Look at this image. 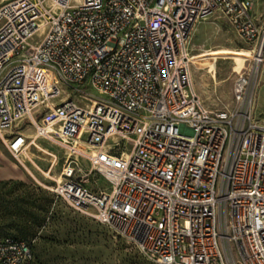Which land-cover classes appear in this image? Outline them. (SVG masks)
<instances>
[{
    "label": "built area",
    "instance_id": "obj_1",
    "mask_svg": "<svg viewBox=\"0 0 264 264\" xmlns=\"http://www.w3.org/2000/svg\"><path fill=\"white\" fill-rule=\"evenodd\" d=\"M257 1L0 0V141L20 164L37 138L68 150L44 187L153 263L264 264L257 69L211 109L190 50L221 11L264 63ZM0 264H37L31 243L0 236Z\"/></svg>",
    "mask_w": 264,
    "mask_h": 264
},
{
    "label": "rangeland",
    "instance_id": "obj_2",
    "mask_svg": "<svg viewBox=\"0 0 264 264\" xmlns=\"http://www.w3.org/2000/svg\"><path fill=\"white\" fill-rule=\"evenodd\" d=\"M256 10L263 20L264 0L257 1ZM190 50L192 83L200 101L211 109L234 108L233 82L256 64L252 45L240 37L224 13L215 11L194 26ZM256 76L252 113L260 118L264 112L261 61ZM17 125L24 127L25 122ZM26 133L32 135V128ZM67 153L58 143L37 138L20 164L0 141V157L11 170L0 177V235L29 241L37 264H156L133 243L72 210L44 187L53 184ZM47 170L51 178L45 176Z\"/></svg>",
    "mask_w": 264,
    "mask_h": 264
},
{
    "label": "crops",
    "instance_id": "obj_3",
    "mask_svg": "<svg viewBox=\"0 0 264 264\" xmlns=\"http://www.w3.org/2000/svg\"><path fill=\"white\" fill-rule=\"evenodd\" d=\"M0 163H2V165H0V177L6 175V174H10L11 170L8 169L7 165L4 163L3 159H1L0 157Z\"/></svg>",
    "mask_w": 264,
    "mask_h": 264
},
{
    "label": "bare ground",
    "instance_id": "obj_4",
    "mask_svg": "<svg viewBox=\"0 0 264 264\" xmlns=\"http://www.w3.org/2000/svg\"><path fill=\"white\" fill-rule=\"evenodd\" d=\"M58 8L55 7V11H57ZM254 60L256 61V64L254 65V69L256 70L258 68L259 62H260V54L254 55Z\"/></svg>",
    "mask_w": 264,
    "mask_h": 264
},
{
    "label": "trees",
    "instance_id": "obj_5",
    "mask_svg": "<svg viewBox=\"0 0 264 264\" xmlns=\"http://www.w3.org/2000/svg\"><path fill=\"white\" fill-rule=\"evenodd\" d=\"M22 201V200H21ZM32 205L34 204V202H32L31 203ZM36 206V205H35ZM40 208H42V209H44V207H40ZM0 236H10V235H0ZM12 237H15V238H18V239H22V240H25V239H23V238H20V237H17V236H12ZM25 241H27V240H25ZM29 242V241H28ZM30 243V242H29ZM32 245V244H31ZM32 249H33V245H32ZM33 252H34V249H33ZM34 256H35V254H34ZM36 260V259H35Z\"/></svg>",
    "mask_w": 264,
    "mask_h": 264
}]
</instances>
